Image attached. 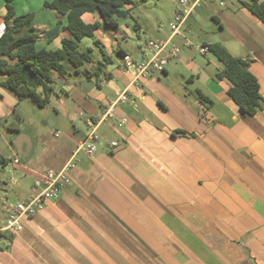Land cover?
Instances as JSON below:
<instances>
[{
  "label": "crops",
  "instance_id": "crops-1",
  "mask_svg": "<svg viewBox=\"0 0 264 264\" xmlns=\"http://www.w3.org/2000/svg\"><path fill=\"white\" fill-rule=\"evenodd\" d=\"M50 1L42 0V6ZM131 1L132 18L119 20L117 31L106 28L97 15H82L84 23L100 24L92 37L80 43L94 57L85 69L92 72L104 58L111 64L95 78L87 95L72 87L65 91L77 102L74 131L35 134L27 126L26 134L13 140V161L18 159L25 167L18 161L13 166L29 174L33 186L47 170L60 171L67 165L70 183L58 199L22 220V230L0 247V264H101L102 258L110 264H264V24L243 6L251 0H209L200 7L230 42H208L203 37L199 7L183 24L185 32L191 29L203 37L201 46L218 43L248 64L261 101L256 114L246 117L227 95L229 82L216 79L220 68L209 73L198 66L188 55L192 44L185 34L171 35L168 24L179 3L161 18L158 9H147L150 0ZM136 11L143 14V23L135 22ZM46 14L44 21L34 14L37 48L58 50L68 33L60 29L58 38L50 42L44 33L59 21L64 25L65 18L52 10ZM5 15V2L0 0V36ZM128 19L134 20L132 26ZM131 29H146L149 37L143 41L137 36L136 62L140 46L148 41L168 42L170 47L179 42L186 50L173 58L172 68L181 67L186 76L166 67L161 74L134 82L135 69L125 67L118 53L131 55L115 39H133ZM113 56L122 63L117 64ZM2 79L0 75V83ZM177 80L201 84L205 92L195 90L212 105H201L193 91L188 95L179 91ZM125 90L129 103L118 105L115 117L96 130L104 125L102 134L108 137L109 130L117 140H110L108 151L92 157L76 153L87 131L80 115L95 118ZM15 102L0 84V118L6 126ZM122 118L126 123L119 127ZM49 123L54 126L56 119ZM22 141L33 146L32 158L24 162L17 145ZM112 142L115 148L110 147ZM36 147L41 149L34 160Z\"/></svg>",
  "mask_w": 264,
  "mask_h": 264
},
{
  "label": "trees",
  "instance_id": "trees-1",
  "mask_svg": "<svg viewBox=\"0 0 264 264\" xmlns=\"http://www.w3.org/2000/svg\"><path fill=\"white\" fill-rule=\"evenodd\" d=\"M6 7L5 28L0 36V75L1 86L12 91L18 98L29 97L40 108L44 107L54 93V87L67 75L64 63L68 62L79 73L85 64L92 62L91 50H83L80 43L84 38L94 35L100 24H86L82 15H97L108 29L117 31L119 20L132 18L128 8L131 0H51L44 2L43 7L54 11L65 18L61 30L69 37L61 40V48L49 50L38 49L39 33L32 25L34 13L16 15L13 0H3ZM146 2L147 0H138ZM264 24V0H251L243 5ZM12 20V23H9ZM59 23H61L59 21ZM54 38L48 40L52 41ZM209 53L222 65L216 74L217 80H227L230 84L227 95L239 107L243 116L253 117L260 106L261 96L256 77L249 71L248 64L234 58L218 43L207 45ZM121 57L125 54L118 53ZM99 63L92 72L85 71L88 79L98 78L104 69L111 64L107 58ZM10 62L12 64L10 65ZM60 90L64 92L61 86ZM197 101L204 107L212 101L199 90L193 91ZM7 129L16 132L20 129L17 122L7 125ZM175 134L186 135L184 131ZM5 165L6 161L0 159Z\"/></svg>",
  "mask_w": 264,
  "mask_h": 264
},
{
  "label": "rangeland",
  "instance_id": "rangeland-1",
  "mask_svg": "<svg viewBox=\"0 0 264 264\" xmlns=\"http://www.w3.org/2000/svg\"><path fill=\"white\" fill-rule=\"evenodd\" d=\"M178 2L179 0H150L146 5L148 10L154 8L158 9V14L162 16L161 18H166V16L169 15L170 11L174 10L177 7ZM203 4L204 2L201 3L199 5V8L197 9V12H199L200 14L197 20L201 25H204L206 31L203 37L205 36L208 42H230V39L220 31L219 25L213 19H211L209 12L201 10L203 8ZM12 5L17 15L34 13L37 16L36 19L38 21H44L49 17V15L47 16L46 14L47 12H49V10L43 9L42 0H14ZM211 5L213 4H210V6ZM200 7L202 8L200 9ZM133 15H135V22H144L145 19L142 13L136 11ZM127 21L130 26L134 24L133 19H128ZM181 28V31L179 30V33H184L189 42L192 44L190 49L187 50L190 59L193 60L198 66L206 69L207 72L215 73L216 69L220 68V62H218V60L214 58V56H212L209 52L207 54L199 53V48L201 47L202 42L201 38L203 37H200L194 30L191 31L190 29V33H187L185 32L186 27L182 26ZM130 32L132 36H134L133 39H121L119 36H116L115 39H117V42L122 49H124L132 57H136L139 54L138 48L136 46V43L138 42L137 36H140L141 40L143 41L148 40L149 37L146 29L143 32L131 29ZM107 35L108 37H111L114 34H112L111 36L109 34ZM113 37H115V35ZM56 38H58V36L55 37L54 40ZM176 46L181 49V53L186 50V48L182 47L183 45H181V43L179 42L176 43ZM113 59L117 64L122 63L121 59L118 57L113 56ZM92 60L94 61L93 54ZM175 61L176 60L174 59L169 60L166 67L170 71L174 70L173 72L171 71L172 73H180L186 76V72H184L181 67L172 68V65H175L176 63ZM64 67L67 75L64 78L63 82L73 89H77L80 93L87 95L88 90L90 89H87L86 85H94L95 77L93 79H88L86 77V70H81L79 73H75L73 67L68 62L64 63ZM179 85H182V87H180ZM175 86L179 91L183 90L186 95H188L189 91H194L196 88L200 89L203 93L205 92V88L198 82L186 83L177 80ZM4 89L8 93H10V95L16 101L13 108L10 109L9 116L6 117V122H17L20 125V130L18 133L8 130L5 122L3 121V118H0V159H4L6 161L5 165H2L0 163V220L3 219L4 216L6 217L8 206L24 201L25 197L29 193L31 194L33 186V179L30 177V175L25 173L19 167L13 166V160L16 158L12 155V150L14 148L13 140L20 137V135H22L23 133L26 134L27 131L24 128H27V126H30L34 130L35 134L49 132L52 134L63 135L65 132H73V120H75L74 117L76 116L74 107L77 103L76 99L72 96L71 93L61 91L59 86L54 87L55 94L50 96L49 102L42 108L38 107L31 98H18L9 89ZM191 98L193 99V96H191ZM80 118L81 120H85V122L88 119L85 113H82L80 115ZM51 119H56V123H54L55 125L44 126L45 123L49 124V121ZM104 130L105 126L103 125L96 133L98 140L93 142L94 146L96 147V153L108 151L109 146L107 144L110 142V140H117L118 138L115 133L109 130H106L107 132H109V136L105 137L102 134ZM120 131L124 132V129H120ZM40 149V147L35 148L34 160H37ZM18 164L23 168L25 167L24 165L20 164L19 161ZM14 180L16 181L15 184L13 183ZM101 264L110 263L104 261L102 258Z\"/></svg>",
  "mask_w": 264,
  "mask_h": 264
},
{
  "label": "built area",
  "instance_id": "built-area-1",
  "mask_svg": "<svg viewBox=\"0 0 264 264\" xmlns=\"http://www.w3.org/2000/svg\"><path fill=\"white\" fill-rule=\"evenodd\" d=\"M209 0H179L180 9L176 11L172 20L169 21L171 35L179 34L180 28L185 23L186 19L195 14L196 8L203 2ZM224 1H220V6L224 7ZM142 60L137 63L136 60L129 55H124L122 61L125 67H133L135 69V81L146 79L154 74H161L169 60L177 57L180 48L169 46L168 42H153L148 41L140 46ZM207 46L199 48L200 54H207ZM129 103L127 91H121L116 95V98L111 101L103 113L93 119L86 121L87 131L83 134L80 144L77 147L76 153H82L87 157H92L96 153V147L93 142L97 141V128L115 117V109L120 104ZM126 119L119 120L118 126L125 125ZM116 143L110 144L111 148H115ZM17 163V160L14 161ZM71 166L67 165L60 171L47 170L42 178L34 183V190L29 197L19 203L7 207V213L4 221L0 224V247L7 242V238L16 235L22 230V220L32 217L37 212L42 210L50 201L59 198L61 191L66 188L69 183L68 171Z\"/></svg>",
  "mask_w": 264,
  "mask_h": 264
},
{
  "label": "water",
  "instance_id": "water-1",
  "mask_svg": "<svg viewBox=\"0 0 264 264\" xmlns=\"http://www.w3.org/2000/svg\"><path fill=\"white\" fill-rule=\"evenodd\" d=\"M61 28V23L56 24V26L49 30L46 31L44 33V37L47 40H50L52 38H55L58 36L59 31ZM142 60L141 55L138 56V60L137 62L139 63ZM221 64V63H220ZM222 65V64H221ZM58 85L62 87V89L64 91H69L70 90V86H68L67 84H65L62 80L58 82ZM87 89H91V85H86ZM49 126H52V123L48 124ZM18 148H19V153H20V158L21 160L24 161H28L29 159L32 158L33 156V146H32V142L31 141H22L21 143H18Z\"/></svg>",
  "mask_w": 264,
  "mask_h": 264
}]
</instances>
